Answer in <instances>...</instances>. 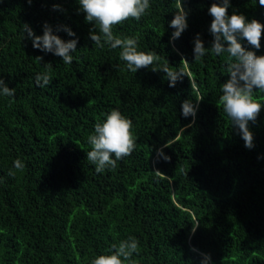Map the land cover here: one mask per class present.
Returning a JSON list of instances; mask_svg holds the SVG:
<instances>
[{"label": "trees", "instance_id": "16d2710c", "mask_svg": "<svg viewBox=\"0 0 264 264\" xmlns=\"http://www.w3.org/2000/svg\"><path fill=\"white\" fill-rule=\"evenodd\" d=\"M221 2L150 0L139 21L115 25L159 56L132 72L120 48L94 46L79 0H0V78L16 90L0 94V264H92L129 237L134 264H264V107L248 124L249 149L217 106L228 54L194 61L197 35L214 42L209 9ZM181 3L188 27L173 41ZM233 14L264 24L259 0H229ZM45 24L77 40L71 64L33 47L24 26L42 36ZM239 42L264 55V35L260 49ZM165 64L188 75L170 87ZM46 72L49 85L37 86ZM253 97L264 106V92ZM185 101L194 117L182 115ZM114 109L131 120L135 148L97 173L88 137Z\"/></svg>", "mask_w": 264, "mask_h": 264}, {"label": "clouds", "instance_id": "9594fccd", "mask_svg": "<svg viewBox=\"0 0 264 264\" xmlns=\"http://www.w3.org/2000/svg\"><path fill=\"white\" fill-rule=\"evenodd\" d=\"M31 3V0H29ZM81 10L86 14L87 22H94L98 33L93 30L90 39L94 46L104 48L107 44L111 49L120 48L119 57L126 62L127 68L137 72L141 68L153 65L159 60L156 53L138 51L137 40L127 37L120 38L113 33V27L122 24L129 18L139 21L150 7V0H79ZM264 6V0H259ZM170 22V27L175 29L171 39L175 41L188 27L187 13L182 3ZM229 0H222L221 3H213L209 14L213 18L210 25V32L214 37L211 48H205L204 42L197 35L194 41V61H199L209 50L216 55L227 53L226 71L230 78L221 85L222 95L217 106L223 107L224 113L230 118L232 125L237 126L245 147L251 149L253 145V133L249 130L248 124L254 122L262 107L253 97L254 90L264 92V55L257 56L254 51L246 50L240 40H246L248 45L260 49L261 38L264 35V24L253 19L248 22L243 15H228ZM24 30L28 38L33 40V47L46 53H53L62 58L64 64L73 62L72 53L76 51L77 40L63 41L59 36L53 34L50 26L45 24L43 35L37 36L27 26ZM68 35L75 33L65 28ZM227 43V47L223 42ZM41 59V58H39ZM185 63L187 60L183 61ZM153 70H157L153 68ZM159 70L166 73L170 81V87H174L178 80L188 75L184 68L174 71L167 64ZM50 73L38 74L35 78L39 87H45L50 83ZM192 83V82H191ZM195 88V84L192 83ZM0 88L5 96H14L15 89L9 88L4 80L0 78ZM196 109L190 101L182 105V115L187 118L194 117ZM131 120L125 118L119 110H112L106 115V119L95 124L94 133L89 135L88 142L91 150L87 152V159L94 164L97 173L105 170L106 167H116L117 161L129 156L135 148ZM113 155L115 159H113ZM169 159L168 157H164ZM14 167L22 170L24 165L17 159ZM9 175H15L10 171ZM112 254L99 255L92 261V264H134L132 257L138 253L139 244L134 237L121 241L118 245H112ZM206 264V262H205Z\"/></svg>", "mask_w": 264, "mask_h": 264}]
</instances>
